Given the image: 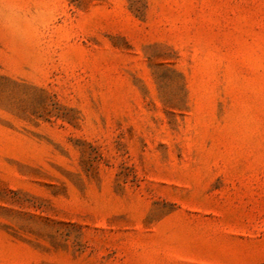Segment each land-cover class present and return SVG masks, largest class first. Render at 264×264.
<instances>
[{
  "label": "rangeland",
  "instance_id": "rangeland-1",
  "mask_svg": "<svg viewBox=\"0 0 264 264\" xmlns=\"http://www.w3.org/2000/svg\"><path fill=\"white\" fill-rule=\"evenodd\" d=\"M0 264H264V0H0Z\"/></svg>",
  "mask_w": 264,
  "mask_h": 264
}]
</instances>
